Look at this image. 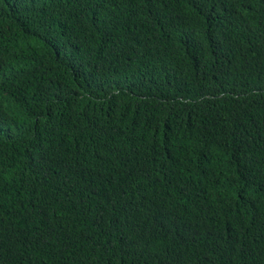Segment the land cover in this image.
I'll list each match as a JSON object with an SVG mask.
<instances>
[{
  "label": "trees",
  "instance_id": "16d2710c",
  "mask_svg": "<svg viewBox=\"0 0 264 264\" xmlns=\"http://www.w3.org/2000/svg\"><path fill=\"white\" fill-rule=\"evenodd\" d=\"M0 264H264V0H0Z\"/></svg>",
  "mask_w": 264,
  "mask_h": 264
}]
</instances>
